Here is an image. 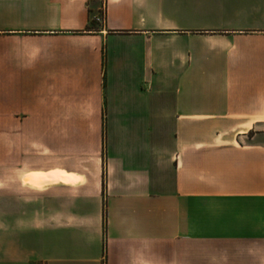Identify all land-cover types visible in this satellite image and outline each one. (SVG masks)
Here are the masks:
<instances>
[{"label": "crops", "instance_id": "0c3cea01", "mask_svg": "<svg viewBox=\"0 0 264 264\" xmlns=\"http://www.w3.org/2000/svg\"><path fill=\"white\" fill-rule=\"evenodd\" d=\"M0 130V264H264V0H0Z\"/></svg>", "mask_w": 264, "mask_h": 264}, {"label": "rangeland", "instance_id": "374dc122", "mask_svg": "<svg viewBox=\"0 0 264 264\" xmlns=\"http://www.w3.org/2000/svg\"><path fill=\"white\" fill-rule=\"evenodd\" d=\"M1 147H2V130H0V173H1ZM31 167L34 168H48L50 166V162L44 161V160H39L35 159L29 163ZM2 185V177L0 174V186Z\"/></svg>", "mask_w": 264, "mask_h": 264}, {"label": "bare ground", "instance_id": "6f19581e", "mask_svg": "<svg viewBox=\"0 0 264 264\" xmlns=\"http://www.w3.org/2000/svg\"><path fill=\"white\" fill-rule=\"evenodd\" d=\"M23 182L26 184H33V185H47L51 183V180L49 178H37L35 176H27L23 178Z\"/></svg>", "mask_w": 264, "mask_h": 264}, {"label": "built area", "instance_id": "2783aa9c", "mask_svg": "<svg viewBox=\"0 0 264 264\" xmlns=\"http://www.w3.org/2000/svg\"><path fill=\"white\" fill-rule=\"evenodd\" d=\"M99 20H100V18L97 19V21H99Z\"/></svg>", "mask_w": 264, "mask_h": 264}]
</instances>
